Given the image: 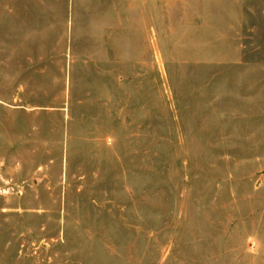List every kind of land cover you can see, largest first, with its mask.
I'll list each match as a JSON object with an SVG mask.
<instances>
[{"label": "rangeland", "instance_id": "obj_1", "mask_svg": "<svg viewBox=\"0 0 264 264\" xmlns=\"http://www.w3.org/2000/svg\"><path fill=\"white\" fill-rule=\"evenodd\" d=\"M0 264H264V0H0Z\"/></svg>", "mask_w": 264, "mask_h": 264}]
</instances>
